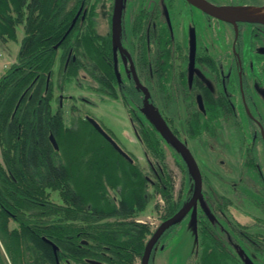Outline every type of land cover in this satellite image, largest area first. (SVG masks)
<instances>
[{"label": "trees", "instance_id": "trees-1", "mask_svg": "<svg viewBox=\"0 0 264 264\" xmlns=\"http://www.w3.org/2000/svg\"><path fill=\"white\" fill-rule=\"evenodd\" d=\"M243 1L259 4L255 0ZM67 3L68 0H0V41L15 40L19 24L24 29L16 60L0 77V264H92L87 259L104 264H138L139 259L140 264L152 230L148 222L137 221L135 216L156 194L164 202V220L186 203V193L180 190L174 196V176L165 163L162 146L170 143L139 99L129 101L136 98L132 91H126L128 111L137 113V137L147 161L151 165L153 159L156 165L150 166L151 178L134 160L130 162L120 155L87 119L80 118L67 126L61 110L52 109L51 76L60 48L62 81L77 79L83 69L97 81L100 91L116 94L108 86L114 79L109 65L113 42L97 33L94 8L85 19L78 18L73 23L74 9ZM251 25L252 50L261 59L264 54L257 49L264 46V23ZM68 48L76 58H70L65 66ZM175 51H180L179 44ZM172 76L169 71L159 74L153 93L161 102L159 106L156 101L151 102L166 123L173 117L165 114L174 92ZM238 107L226 103L210 105L204 114L190 105L184 107L185 119L183 110L177 108L176 132L188 125L193 138L216 136L229 117L239 122ZM246 117L250 122L248 114ZM50 134L56 139L57 149ZM248 146L249 143L244 164L249 168L254 162L249 159ZM177 153L188 176V187L192 176L186 161ZM203 195L202 192L198 204L207 201ZM234 196L240 199L243 192L234 188ZM214 201V206L196 204L193 208L197 250L189 258L190 264H245L247 252L235 236L250 246L259 264H264L262 235L234 223L230 224L233 240L214 217L231 200L217 195ZM178 225L179 222L170 225L162 233L158 239L162 247L174 239ZM229 243H234V247Z\"/></svg>", "mask_w": 264, "mask_h": 264}, {"label": "rangeland", "instance_id": "rangeland-1", "mask_svg": "<svg viewBox=\"0 0 264 264\" xmlns=\"http://www.w3.org/2000/svg\"><path fill=\"white\" fill-rule=\"evenodd\" d=\"M138 2L139 0H133ZM223 5H227L234 0H218ZM243 1V0H239ZM249 1V0H246ZM258 3L264 4V0H255ZM75 0H69L68 5L72 6ZM161 4H165V0H158ZM110 1L101 0L97 8L95 25L97 29L104 33L108 28V17L106 16L109 9ZM135 4H127L124 11L127 20L132 18ZM163 6V5H162ZM167 15L171 16V11H167ZM175 10H179L180 15L175 16V24L187 20L191 23L190 38H195L197 42V51L200 53L208 52L213 57H221L224 63L229 62L231 44L235 38L236 32L240 33L241 48L237 59L234 51V66L241 67L242 76L247 82V86L252 89L257 107L262 115V123L258 126L264 135V62L254 61L250 48V32L251 25H241L239 28L238 21H225L220 19L217 22L209 16H205L202 10L189 6L183 0H177ZM196 11L198 15L193 12ZM209 14V13H208ZM177 15V16H176ZM206 22L204 21V19ZM199 18V19H198ZM218 18V17H217ZM193 21L201 22L202 25L193 26ZM120 26V20H118ZM176 36H183L178 24ZM186 28V23L184 24ZM197 28V29H196ZM118 30V29H117ZM119 32V30H118ZM184 32V31H183ZM185 34V33H184ZM24 36L23 25L19 24L16 28V39L8 40L5 43L0 41V77L5 70L16 60L21 39ZM242 36V37H241ZM183 44L189 45L188 38L185 37ZM264 54V49L258 48ZM60 49L57 50V56L53 66L51 76L52 98L51 105L55 111L60 109L64 125L72 126L80 118H85L86 115L93 117L101 127L117 142V144L126 151L133 160L150 176L152 177L151 167L156 168L152 159L151 167L147 161L142 144L136 138L128 117V109L119 97L107 95L100 91L97 82L88 75L83 69L79 70L78 78H66L61 80V69L63 61L60 60ZM227 52V53H226ZM228 56V57H227ZM197 72L209 78L208 75L199 67H196ZM61 99V103H60ZM240 107V108H239ZM239 122L230 117L225 124L223 130H220L216 140L214 141H198L186 138L182 134V139L187 142L190 150L199 166L202 176V192L207 201L202 200V204H210L213 206L216 203L217 195L228 196L231 204L224 207V217L220 216V211L216 213L217 220L224 226L228 235L234 240V230L230 224L239 223L246 225L249 232H261L264 235V182L245 166L246 148L250 143L249 128H248V110L245 106H239ZM182 110V108H180ZM177 112V108L169 106L165 110L166 115ZM165 152V163L172 170L174 176V196L177 197L180 190L183 194L186 193L185 200H189L193 180L191 179L188 187L186 186V170L181 167L183 165L177 151L168 143H163ZM249 147V146H248ZM263 150L260 153L263 156ZM187 188V189H186ZM234 188L240 189L243 196L240 199L235 198ZM149 192L152 193V187L147 186ZM180 192V193H181ZM110 194H114L110 191ZM55 199V193H51ZM216 195V196H215ZM186 201V202H187ZM163 200L159 195H152L148 201L144 211L135 216L137 221L148 222L153 231L162 221ZM197 205V206H198ZM155 206H158L155 208ZM197 208V207H196ZM230 223V224H229ZM239 246L244 248L254 264H259V261L249 255L251 248L240 238L236 237ZM167 242V240H165ZM234 247V243H229ZM197 250V233L196 220L194 209H190L185 216L179 221L178 229L174 239L162 247V242L157 241L149 255L148 264H190L189 258L192 253ZM194 253V254H195ZM139 264L140 260L137 259Z\"/></svg>", "mask_w": 264, "mask_h": 264}, {"label": "flooded vegetation", "instance_id": "flooded-vegetation-1", "mask_svg": "<svg viewBox=\"0 0 264 264\" xmlns=\"http://www.w3.org/2000/svg\"><path fill=\"white\" fill-rule=\"evenodd\" d=\"M69 1V0H68ZM110 6L109 11L107 13L108 17V28L107 31L101 33L97 26L95 25V29L98 34L107 36L113 42L110 45V61L109 65L111 67L112 73L114 75V79H111V82L108 84L109 87L113 88L116 92L115 95L105 93L107 95H112L115 97H119L124 103L125 107L128 109L130 106L127 100L126 91H132L136 96L135 99L130 98L129 101H135L137 98L139 99L140 105L143 104V92L140 88L136 87V84L133 79L131 62L133 64V68L138 77V80L142 85H144L150 93L149 102L153 103L156 101L157 106H159L160 100L157 101L155 98L154 90H156V84L158 81L159 74H165L168 71L173 74L171 78L172 88L174 92L171 94L169 98V106L182 108L183 110V118L186 116V109L184 107L194 106L196 111L199 110L202 113H206V108L210 105H219L226 103L232 107L234 105L237 106H245L248 110L249 118L251 119L248 122L249 128V159L254 162V165L249 167L251 171L257 174L260 179L264 182V175H261V170L264 169V158L260 153L262 149L264 151V135L259 128V124L262 123V115L260 114L259 108L257 107V100L255 101L254 94L252 89L247 86V82L245 78L242 76L241 67L234 66V51L236 52L237 59L239 56L241 41H240V33L237 31L235 38L231 44L229 62L224 63L221 57H213L208 52L200 53L197 51V42L195 38H190L191 23L187 20H184L174 23L175 15H180L179 10H175L176 1L177 0H165V4H161L158 0H139L138 2H134L133 0H121V7L117 18L116 32L119 38V42L121 48L116 47L113 41L112 33V21H113V10L115 5V0H109ZM185 1L189 6L193 8H198L188 2ZM212 5L215 6H249V5H264L262 3L255 4L252 2H245L234 0V2H230L227 5H223L218 0H207ZM101 0H75L74 4H72V8L74 9V15L72 18V22H75L78 18L85 19L89 13L91 8H94V12H97V8L99 7V3ZM135 4L134 12L132 14V18L127 20L126 13L124 8L127 4ZM163 5V6H162ZM67 6L69 7L68 3ZM171 11V16L166 14V10ZM202 10L205 16H209L212 19H215L217 22L220 21L219 18L210 14L209 12ZM193 10L194 13L197 14L196 11ZM209 13V14H208ZM98 14V12L96 13ZM95 14V16H96ZM176 15V16H177ZM200 18L201 15L197 14ZM93 16V18H95ZM198 18V19H199ZM204 19V17L202 18ZM118 20H120V26L118 24ZM206 22V20L204 19ZM238 21L239 28L241 25H251L254 22H241ZM181 24L180 32L183 33V36H176L178 24ZM186 23V28H184V24ZM264 23V22H263ZM193 26L200 27L202 25L201 22L193 21ZM252 26V25H251ZM119 32H118V30ZM197 29V28H196ZM253 29V26H252ZM184 31V32H183ZM185 33V34H184ZM253 32H250V38L252 40ZM187 37L189 41V45L185 46L183 44L184 38ZM242 37V36H241ZM193 40L195 42V52L193 57V67H190V41ZM176 44H179L180 51H175ZM250 48L253 55V60L260 62H264V55H262L261 59L256 58L254 51L252 50V45L250 41ZM264 48V46L262 47ZM60 54H62L63 49L60 48ZM227 53V52H226ZM66 61L65 66L69 62V59L72 58L75 60V54L71 48H68L66 53ZM128 55L130 59L128 58ZM258 59V60H257ZM131 60V62H130ZM167 60V63H166ZM170 62L172 67L170 66ZM199 66L209 78H206L200 75L196 67ZM96 81V80H95ZM97 82V81H96ZM98 84V83H97ZM209 93L208 98L207 93ZM235 95V98H234ZM158 96V95H157ZM159 102V103H158ZM61 103V99H60ZM136 103V102H135ZM200 103L203 105V109L200 108ZM137 104V103H136ZM264 104V101H263ZM138 105V104H137ZM137 105L134 104V107L137 109ZM144 105V104H143ZM141 107L139 106V109ZM137 111V110H136ZM195 111V112H196ZM137 114V113H136ZM134 115L128 111L129 122L131 124L132 130L137 137L136 134V124H137V115ZM176 113L170 114L168 118L170 123L167 125L170 127L172 132L182 140L187 147V142L182 139V134L186 136L188 139L202 141L205 140L207 142L216 140L217 136L205 138L198 137L193 138L189 134L188 125L183 128L182 132H176V129L179 128V121L174 117ZM188 117H190V111H188ZM232 118H234L232 116ZM230 117L226 121H229ZM225 123V124H226ZM263 124V123H262ZM225 126V125H224ZM176 128V129H175ZM224 128V127H223ZM223 128L221 130H223ZM219 133V132H218ZM217 133V135H218ZM139 140V139H138ZM191 151V150H190ZM264 156V152H263ZM257 161V164H256ZM151 166V165H150ZM225 196V195H222ZM226 197V196H225ZM227 198H229L227 196ZM198 204V202H197ZM229 204V203H228ZM227 204V205H228ZM231 204V203H230ZM193 209V208H191ZM224 211L221 210L220 216L224 217ZM216 221L222 226V224L217 220L216 215H214ZM230 224V223H229ZM225 230L226 228L222 226ZM227 231V230H226ZM262 235V239H264V235L261 232H258ZM249 246V245H248ZM250 247V246H249ZM249 255L255 257L251 252ZM247 257H244V259ZM256 259V257H255ZM252 261V260H251ZM253 262V261H252ZM254 264V263H253Z\"/></svg>", "mask_w": 264, "mask_h": 264}, {"label": "water", "instance_id": "water-1", "mask_svg": "<svg viewBox=\"0 0 264 264\" xmlns=\"http://www.w3.org/2000/svg\"><path fill=\"white\" fill-rule=\"evenodd\" d=\"M187 1L190 2L191 4H193L194 6L198 7V8L203 9V7H204L202 4H199L196 0H187ZM120 7H121V0H115L114 10H113V21H112V27H113L112 37H113L114 44L116 45V47H119V48H121V45H120L119 38H118V35L116 32V25H117V18H118V14L120 11ZM219 7L222 8L224 6H219ZM210 14H212V13H210ZM212 15H214V14H212ZM214 16H216L220 19H223L225 21H231L230 19L225 18V17H219L217 15H214ZM234 21L264 22V21H261L257 18L249 17V16H239V17L235 18V20H233L232 22H234ZM73 23L71 24L70 28L72 27ZM70 28L67 31H69ZM194 52H195V42L193 40H191L190 41V67L191 68L193 67ZM128 58L130 59L129 55H128ZM130 62H131V60H130ZM131 69H132V75H133V79H134V82L136 84V87L140 88L143 92V104H144V107L146 108V110L148 111L149 115L151 116L152 122L157 127V129L160 131V133L164 136V138L167 140V142H169L170 145L177 152H179L181 154V156L184 158V160L186 161V163L189 167V170H190V173L192 176V180H193V188H192V193H191L189 200L179 210H177L172 216L164 219L152 231L148 240L146 241L140 264H148V259H149V255H150V252L152 250V247L158 241V239L160 238L162 233L167 229L168 226L176 224L177 222H179L191 208H194L196 206L197 202L201 199L202 176H201L199 166H198L192 152L190 151V149L187 147V145L182 140H180L172 132L170 127L167 125V123L164 120H162L156 114L154 107L149 102V97H150L149 90L144 85H142L140 83V81L138 80V77L135 73L132 62H131ZM200 108L203 109L202 103H200ZM85 119H87L89 121V123L108 141V143L120 155H122L125 159H127L130 162L133 161L132 157L117 144V142L101 127V125L93 117L86 115ZM49 138H50V141H51L52 145L54 146V148L57 149L58 144H57L56 139L54 138L53 134H50ZM52 245H53V249L56 250L57 246L53 243H52ZM87 261L92 263V264H104L101 261L93 260V259H87ZM244 263L245 264H253V262L251 261V259L249 257H246L244 259Z\"/></svg>", "mask_w": 264, "mask_h": 264}, {"label": "bare ground", "instance_id": "bare-ground-1", "mask_svg": "<svg viewBox=\"0 0 264 264\" xmlns=\"http://www.w3.org/2000/svg\"><path fill=\"white\" fill-rule=\"evenodd\" d=\"M199 4H202L203 10L217 15L219 17H225L231 21L239 16H249L264 21V5H249V6H224L219 7L212 5L207 0H196Z\"/></svg>", "mask_w": 264, "mask_h": 264}]
</instances>
